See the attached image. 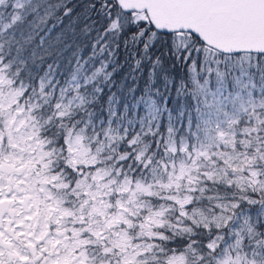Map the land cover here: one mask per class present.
<instances>
[{
    "label": "snow or ice",
    "instance_id": "snow-or-ice-1",
    "mask_svg": "<svg viewBox=\"0 0 264 264\" xmlns=\"http://www.w3.org/2000/svg\"><path fill=\"white\" fill-rule=\"evenodd\" d=\"M0 264H264V0H0Z\"/></svg>",
    "mask_w": 264,
    "mask_h": 264
},
{
    "label": "trees",
    "instance_id": "trees-1",
    "mask_svg": "<svg viewBox=\"0 0 264 264\" xmlns=\"http://www.w3.org/2000/svg\"><path fill=\"white\" fill-rule=\"evenodd\" d=\"M127 71H128L127 66H125L124 68L120 69L117 72L116 77H115L116 78V81H117V84H120L122 81H124V77L127 74ZM124 83L125 84H128V85H131L132 84V81L129 79L127 81H124ZM113 91H116V89L114 88Z\"/></svg>",
    "mask_w": 264,
    "mask_h": 264
},
{
    "label": "rangeland",
    "instance_id": "rangeland-1",
    "mask_svg": "<svg viewBox=\"0 0 264 264\" xmlns=\"http://www.w3.org/2000/svg\"><path fill=\"white\" fill-rule=\"evenodd\" d=\"M128 85V84H127Z\"/></svg>",
    "mask_w": 264,
    "mask_h": 264
}]
</instances>
